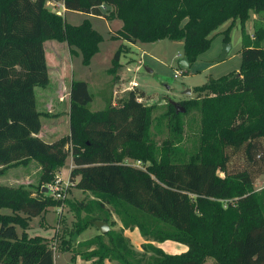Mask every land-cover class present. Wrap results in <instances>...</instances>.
Returning <instances> with one entry per match:
<instances>
[{"label":"trees","instance_id":"trees-1","mask_svg":"<svg viewBox=\"0 0 264 264\" xmlns=\"http://www.w3.org/2000/svg\"><path fill=\"white\" fill-rule=\"evenodd\" d=\"M48 1L0 0V174L32 160L40 166L39 186L0 183V210H12L0 211V264H55L54 242L26 230L32 217L61 204L63 198L43 187L55 180L69 155L74 161L70 181L91 191L105 211L112 207L122 224L80 242L96 246L75 249L73 258L96 257L91 264L106 259L203 264L208 258L214 264H264V205L254 190L256 177L264 172V0H52L68 10L121 19L123 26L114 37L129 43L183 41L189 63L230 21L223 30L228 42L229 28L240 19V69L196 86L197 95L181 102L185 112L196 108L200 114L199 152L191 159L181 156L183 148L175 140L158 145L152 139L155 105L139 100L140 91L131 90L119 106L107 100L105 108L92 110L85 80L71 83L69 133L53 141L39 135L41 116L51 115L38 109L36 99V87L50 83L44 42H66L87 65L103 39L89 19L72 24ZM251 13L256 18L249 34L245 23ZM126 47L116 51L109 73L117 72ZM169 106L175 117L185 113L171 102ZM177 130L181 133V124ZM238 153L244 165L230 170ZM110 212L95 219L112 226L116 220ZM90 222L78 223L75 232L80 234ZM125 228H137L147 240L142 251L124 235ZM166 240L188 248L167 253L151 242Z\"/></svg>","mask_w":264,"mask_h":264},{"label":"rangeland","instance_id":"rangeland-1","mask_svg":"<svg viewBox=\"0 0 264 264\" xmlns=\"http://www.w3.org/2000/svg\"><path fill=\"white\" fill-rule=\"evenodd\" d=\"M53 8L56 9L55 7ZM103 8L106 9L107 7ZM59 10L61 11L62 8H59ZM60 13L72 24H79L84 19H89L92 26L102 34L103 39L100 42L99 50L93 56L90 64L87 65L83 63L80 53H71V56L67 55L64 59V64L62 63L61 65L60 57H64L65 48L70 52L68 44L65 42L59 43L60 45L56 52L59 57H56L50 48L58 41L48 39L44 42V46L49 52L48 66L50 67L49 72L52 82L45 88L36 87L38 108L45 109L43 104L45 100H58L68 106L69 100L66 96L69 92L72 77L75 80L88 82L90 92L93 95V100L89 104L92 110L105 108L107 100H110L113 105H121L129 92L133 90L130 89L131 82L136 81L138 82V87L135 90L141 92L139 100L146 105H155L150 131L156 144L160 145L164 140L171 138L183 148L180 154L185 159H191L194 154L197 155L200 146L199 111L195 108L181 114L179 117H175L170 111L169 103L182 104L184 100L194 98L197 95L196 86L202 85L212 78L240 69L242 63V23L240 19L237 18L229 28V41L227 43L230 47L224 59L220 60L226 43L223 40V30L228 28L231 24L230 21L223 24L215 32L211 45L206 51L198 55L192 62L183 65L180 62L184 57L183 41L160 39L133 44L125 39L114 37V32L123 26V22L119 18L108 21L104 17L92 16L72 10H62ZM255 18L256 14L251 13L250 18L245 23V29L249 34L254 31ZM125 47L126 49L120 57V65L117 72L115 74L109 73L108 69L113 64L116 51ZM176 72H180V74L176 75ZM189 90L191 91L188 92ZM59 109L61 110V108ZM59 109L53 106L52 112L59 111ZM44 121L46 120L44 119ZM178 124L182 126L181 133L177 130ZM61 126L63 125L61 124ZM54 130L58 131L57 128ZM49 133L52 134L53 132L49 130ZM63 134L60 133L47 141H53ZM178 135H180V139H178ZM69 161L57 174V177L60 176L64 183L69 182L68 186L63 185L64 195L61 204L51 206L42 214L32 217L29 220V227L26 231L29 236H43L49 240V244L54 242L55 264H87L86 259H77V256L80 255L73 258L74 250L89 251L94 248L96 245L91 247L81 246L80 242L91 238L99 231L98 227L93 223L94 220H98L95 219L96 217H106L107 212L111 211L110 219L113 220L114 212L111 209L112 207L108 205V211H105V208L102 209L95 201L96 198L91 191L83 190L77 187L75 182L68 181L70 180ZM129 162H133V160L130 159ZM243 165V157L241 153H238L232 156L229 168L233 170L243 167ZM38 166V162L33 160L28 166L20 165L8 168L5 170L6 172L4 171L5 174H0V183L39 186L40 171ZM26 172L29 177H26ZM24 179L25 182L23 181ZM263 189L264 172L256 177L254 183V190L259 193L260 200L264 205ZM81 201L85 203V206H82ZM70 202L74 204L73 207ZM0 211L12 213L10 208H1ZM87 220L92 221L88 228L80 234L75 232L78 223L82 224ZM115 224L112 225L113 227L110 225V229H115ZM16 229L18 234L22 235L23 228L17 225ZM75 233H77L76 237ZM105 240H107V237H105ZM65 246L70 249H66ZM161 248L167 253L180 252L177 242L173 240L165 241ZM96 260V257H94L89 261L92 263ZM207 260L212 261L211 258Z\"/></svg>","mask_w":264,"mask_h":264},{"label":"crops","instance_id":"crops-1","mask_svg":"<svg viewBox=\"0 0 264 264\" xmlns=\"http://www.w3.org/2000/svg\"><path fill=\"white\" fill-rule=\"evenodd\" d=\"M48 5L50 7H52V8L55 7L56 8L55 10H57L58 12H61L62 10L68 11V9L65 8L63 2H54L52 0H49L48 1ZM59 8H62V10L60 11ZM90 15L104 17L102 15H93V14H90ZM104 18H106V17H104ZM106 19L108 21H111V20H113L115 18H113V19L106 18ZM52 40H54V39H52ZM139 42L140 41H138L136 43H139ZM59 43H64V42L58 41V43H54L52 45V47L50 48L54 52V54L56 55V57H59V55H57V53H56L57 52V49H58V47L60 45ZM136 43H133V44H136ZM69 51H70V47H69ZM45 52H46L47 62H48V65H49V61H48V59H49L48 58L49 52H48V50L46 48H45ZM67 55L71 56V52H68V50L65 48L64 57H60L61 58L60 60L62 61L61 62V65H62L63 62H65L64 59L66 58ZM56 62L58 63V61H56ZM49 75H50V72H49ZM73 80H75L74 77H72V79H71L70 87H71V83H72ZM51 82H52V79H51V76H50V83ZM50 83L48 84V86L50 85ZM70 87H69L68 95L66 96L67 99L69 100L68 106L65 103L59 102L58 100H56V101L45 100V103H43L44 106H45V109H41V108L39 109L38 108L40 111L49 112L51 114L50 116H46V115H42L41 116V119H42V128H41V130L39 132V135L42 138H44L45 140H51L49 138H54V137L58 136L60 133H64V134L69 133ZM36 99H37V96H36ZM64 99H65V97H64ZM37 106H38V101H37ZM53 106H56L57 109L61 108V110L59 109V111L56 110L55 112H52ZM65 107H66V109H65ZM62 108H63V110H62ZM44 119L46 121H44ZM61 124L63 126H61ZM59 127H60V129H59ZM56 128L58 130L57 132H56V130H54ZM48 129L51 130L53 133L50 134ZM58 132H60V133H58ZM69 158H70V161H69ZM32 161H30L27 165H23V166H28L29 164L32 163ZM68 161L70 162V169H69V175H70V171L74 167V161H73V157L71 155H69L67 157L66 163ZM38 170L40 171V166H38ZM60 171H61V169L59 170V172ZM5 172L2 173L1 175L5 174ZM26 174H27L26 177H29L27 172H26ZM23 181L25 182V179ZM3 184H5V183H3ZM114 220H116V224H115L116 227H114V228L115 229H120L122 227V224L117 219V216L116 215H114ZM123 233H124L125 236H127V237H129L131 239L132 244H133V246H134V248L136 250L142 251V243L146 242L147 240L141 235L140 231L137 228H134V229H129V228L126 229L125 228V229H123ZM98 234H100V230L94 236H96ZM94 236H92V237H94ZM151 242H153L154 245H156V246H158V247L161 248L163 246V244H164L165 241L164 242L151 241ZM177 245H178V248H180V252H173V253H181V252L186 251L187 248H188L187 245H185L183 243H180V242H177ZM77 259L83 260L80 256H77ZM86 262H87V264H91V261H89V260H86ZM112 263L113 264H116L117 261L110 260V259H106L105 262H104V264H112ZM203 264H214V262H213V260L212 261L206 260V262L203 263Z\"/></svg>","mask_w":264,"mask_h":264},{"label":"water","instance_id":"water-1","mask_svg":"<svg viewBox=\"0 0 264 264\" xmlns=\"http://www.w3.org/2000/svg\"><path fill=\"white\" fill-rule=\"evenodd\" d=\"M230 47V45L226 42L225 45H224V50H223V53L220 57V60L224 59L225 56H226V53L228 51V48ZM181 64L183 65H187L189 63V59L187 56H184L181 60H180ZM191 90H189L188 92H190ZM172 103V102H171ZM174 105V107L176 108V111L177 112H185L186 111V108L183 104H178V103H172ZM43 191H48V187L47 186H44L43 187ZM97 227L98 229L100 230V233L101 234H106L111 226H110V223L106 220H94L93 222ZM77 233H75V237H76ZM74 237V238H75Z\"/></svg>","mask_w":264,"mask_h":264},{"label":"built area","instance_id":"built-area-1","mask_svg":"<svg viewBox=\"0 0 264 264\" xmlns=\"http://www.w3.org/2000/svg\"><path fill=\"white\" fill-rule=\"evenodd\" d=\"M180 72H176V75H179ZM136 87H138V82L134 81L131 82L130 84V89H135ZM70 181V180H68ZM63 185L68 186L69 182L64 183L63 179L59 176L56 177L55 180L51 183H49L47 185L48 190L50 191L51 194H53V196L57 197V198H63L64 195V188ZM55 248V247H53Z\"/></svg>","mask_w":264,"mask_h":264}]
</instances>
